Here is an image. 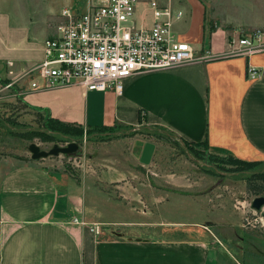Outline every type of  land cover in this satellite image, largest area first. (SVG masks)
<instances>
[{"label":"crops","instance_id":"obj_1","mask_svg":"<svg viewBox=\"0 0 264 264\" xmlns=\"http://www.w3.org/2000/svg\"><path fill=\"white\" fill-rule=\"evenodd\" d=\"M56 30L52 24L18 23L0 10V61H14L20 70L42 60L45 41ZM221 31L226 33L223 46L214 40ZM177 34L198 51L221 57L230 53L229 41L236 36L217 29L203 47V40L186 41ZM251 66L260 72L255 80L250 78ZM25 97L30 106L64 123L92 130L146 124L183 142L206 141L215 156L264 161L263 52L138 73L125 80L122 95L74 86ZM100 207L88 204L84 196L77 199L72 191L63 192L58 179L39 163L8 169L0 180V264H212L205 242L152 238L156 229L177 223H151L148 212H141L142 222L105 220ZM75 217L101 223L102 233L72 224Z\"/></svg>","mask_w":264,"mask_h":264},{"label":"rangeland","instance_id":"obj_2","mask_svg":"<svg viewBox=\"0 0 264 264\" xmlns=\"http://www.w3.org/2000/svg\"><path fill=\"white\" fill-rule=\"evenodd\" d=\"M159 1L185 12L175 29L186 41L203 40L208 47L212 28L233 31L237 38L262 33L264 40V0ZM91 2L0 0V10L18 23L58 27L60 10L84 11ZM225 37L221 31L214 40L223 46ZM7 72V61H0L4 81L9 80ZM4 86L0 81V180L8 169L39 163L58 179L63 192L101 206L97 211L105 220L142 222L141 212H148L151 223L180 225L156 229L154 239L205 242L212 264H264V210L252 208L254 199L264 196V182L257 175L264 174V161L246 164L233 156H214L202 145L189 148L173 133L146 124L122 130L118 125L92 130L73 124L68 133L54 131L49 129L54 119L26 101L27 84L13 90ZM33 143L45 151L77 143L79 150L34 161L29 151ZM149 143L156 149L144 164L141 156ZM255 184L260 187L252 189Z\"/></svg>","mask_w":264,"mask_h":264},{"label":"built area","instance_id":"obj_3","mask_svg":"<svg viewBox=\"0 0 264 264\" xmlns=\"http://www.w3.org/2000/svg\"><path fill=\"white\" fill-rule=\"evenodd\" d=\"M185 17L181 9L159 0H92L85 11L65 8L54 37L44 44V58L17 69L7 61L8 78L4 89L24 83L27 93L47 89L83 86L89 91L124 92V82L147 71L167 70L196 62L224 57H251L264 47L263 34L233 37L227 56L198 51L182 41L175 30ZM250 78L260 76L249 69ZM72 224L88 227L96 235L101 223L75 217Z\"/></svg>","mask_w":264,"mask_h":264},{"label":"water","instance_id":"obj_4","mask_svg":"<svg viewBox=\"0 0 264 264\" xmlns=\"http://www.w3.org/2000/svg\"><path fill=\"white\" fill-rule=\"evenodd\" d=\"M79 150V144L71 143L67 147H60L55 145L52 150L45 151L42 150L37 144L33 143L29 147V151L32 155V159L35 161L49 158L51 156H59L60 154L73 155ZM155 151V146L152 144H147L142 155V162L144 164H149L153 157ZM252 208L256 211L261 212L264 210V196L256 197L252 203ZM264 216V212H263Z\"/></svg>","mask_w":264,"mask_h":264},{"label":"trees","instance_id":"obj_5","mask_svg":"<svg viewBox=\"0 0 264 264\" xmlns=\"http://www.w3.org/2000/svg\"><path fill=\"white\" fill-rule=\"evenodd\" d=\"M214 31H216V29L215 28H212V30H211V34L214 32ZM0 81H1V83L3 84H6L7 83V80L6 81H4L3 79H1L0 78ZM144 119H145V114L143 113V112H141V116H140V121H141V123L144 121ZM54 122H55V124H53V125H55V126H58V127H55V126H53V125H51L50 127H49V129H51V130H54V131H58V132H63V133H68L71 129H73L74 127H73V124H68V123H64V122H62V121H59V120H56V119H54L53 120ZM184 144L187 146V147H189V148H193V147H195V146H204V147H206L207 149H208V147H207V142L205 141V142H202V143H200V144H192V143H189V142H184ZM215 156V155H214ZM238 161H239V159H238ZM240 162H242V163H246V162H243L242 160H240ZM246 164H251V163H249V162H247ZM252 164H255V163H252ZM260 164V162L259 163H256L255 165H259ZM257 175H259L260 176V178L259 179H261L263 182H264V174H262V173H258ZM260 187V185L259 184H255V187H253L252 189H258Z\"/></svg>","mask_w":264,"mask_h":264}]
</instances>
